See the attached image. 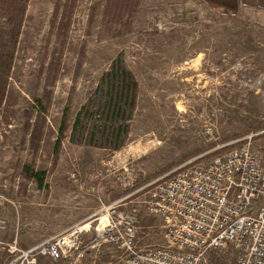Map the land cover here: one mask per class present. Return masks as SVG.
I'll list each match as a JSON object with an SVG mask.
<instances>
[{
    "label": "rangeland",
    "instance_id": "rangeland-1",
    "mask_svg": "<svg viewBox=\"0 0 264 264\" xmlns=\"http://www.w3.org/2000/svg\"><path fill=\"white\" fill-rule=\"evenodd\" d=\"M116 61L138 83L131 120H110L101 106L111 87L102 77ZM1 66L9 81L0 109V216L8 223L51 203L57 230L37 243L88 223L58 229L81 214L73 198L81 167L96 172L87 183L115 186L100 203L115 212L94 215L71 255L38 264L117 262L119 242L95 229L134 208L137 246L166 245L163 219L146 202L149 182L191 159L210 161L251 132L264 157V26L248 14H218L192 0H0ZM102 84L104 95L96 93ZM109 123L130 126L124 141H112L118 149L85 142ZM29 167L44 173L43 185Z\"/></svg>",
    "mask_w": 264,
    "mask_h": 264
},
{
    "label": "built area",
    "instance_id": "built-area-1",
    "mask_svg": "<svg viewBox=\"0 0 264 264\" xmlns=\"http://www.w3.org/2000/svg\"><path fill=\"white\" fill-rule=\"evenodd\" d=\"M258 134L241 137L243 144L210 161L191 159L149 182L146 202L163 219L167 244L139 248L136 209L120 212L102 231L124 251L113 264H264V157L252 147ZM101 211L110 216L115 206L103 204ZM7 226L0 216V232ZM89 230L73 226L30 247L0 238V264H38L41 257L58 262Z\"/></svg>",
    "mask_w": 264,
    "mask_h": 264
},
{
    "label": "crops",
    "instance_id": "crops-1",
    "mask_svg": "<svg viewBox=\"0 0 264 264\" xmlns=\"http://www.w3.org/2000/svg\"><path fill=\"white\" fill-rule=\"evenodd\" d=\"M194 3L204 6L214 13L224 14L229 16H237L248 14L252 18L256 19L257 23L264 26V0H192ZM95 171L81 167L77 176L80 180L76 185V191L73 198L78 202L77 210L81 213L76 220L65 221L58 223V229L64 228L66 226L88 221L87 226H90L93 220H90L94 215L101 212L103 204L101 201L106 202L110 198L109 195L114 193V185H106L102 180H94L93 183H87L86 177H95ZM83 181H86L85 183ZM97 181V182H96ZM63 197V198H61ZM67 196H58L59 199H64ZM139 198V197H138ZM129 200L126 203H129ZM135 201V200H134ZM56 203V202H55ZM124 203V204H126ZM63 208L62 206H59ZM52 204L44 206L42 210L37 208L36 210H31L28 208L29 213L21 215L17 220L13 216H8V226L7 231L0 234V238L5 241H17L22 246H30L34 244L37 240L47 234L52 229L51 220L55 219L54 215L56 212L51 211ZM54 208V206H53ZM4 210H1V213ZM52 214V216H51ZM56 225V223H54ZM2 232V231H1Z\"/></svg>",
    "mask_w": 264,
    "mask_h": 264
},
{
    "label": "trees",
    "instance_id": "trees-1",
    "mask_svg": "<svg viewBox=\"0 0 264 264\" xmlns=\"http://www.w3.org/2000/svg\"><path fill=\"white\" fill-rule=\"evenodd\" d=\"M11 61L9 65H11ZM8 65V66H9ZM6 66L0 67V109L3 107V105H6L7 101V87H8V81H9V75L8 71L5 69ZM108 78L107 80H110L109 83L111 85L110 92L105 101H103V104L101 105L102 108L106 112V116L109 117V119H113L115 117L120 118V120H131L133 118V111L135 109V99L137 97V91H138V83L135 79V75L131 70H129L122 62L116 61L110 71H107L104 76L102 77V80H105V78ZM104 82V81H103ZM102 91V94L104 93V87L103 84L96 90V93H99ZM104 95V94H103ZM91 104V102L89 103ZM88 104V105H89ZM42 105V103H41ZM86 107V106H85ZM45 107L40 108V111H44ZM127 112V116L125 117V113ZM81 115L77 118L76 123H80ZM65 125V124H64ZM78 125L76 126L77 129ZM82 131H84V127L82 126ZM130 126L126 125L122 129V125H114L113 123L105 124L102 127H98L99 131H89L87 136L89 139H86V143L94 146H100L103 148H113L118 149L121 145V143H118L114 145L112 141L117 142L118 138H121L124 141L128 135ZM62 130L60 128V131L62 133ZM97 132L101 133L100 140L99 137H97ZM85 134V131L82 133V135ZM60 136V135H59ZM96 137L98 139H96ZM81 142L82 138H81ZM28 177L36 178L37 176H43L42 171H34L31 167L27 169ZM40 186L43 185L44 180L43 177H40L39 180Z\"/></svg>",
    "mask_w": 264,
    "mask_h": 264
},
{
    "label": "bare ground",
    "instance_id": "bare-ground-1",
    "mask_svg": "<svg viewBox=\"0 0 264 264\" xmlns=\"http://www.w3.org/2000/svg\"><path fill=\"white\" fill-rule=\"evenodd\" d=\"M104 227H105V225H104V226H102V227H100V228H97V229L99 230V232H102V231H103V229H104Z\"/></svg>",
    "mask_w": 264,
    "mask_h": 264
}]
</instances>
